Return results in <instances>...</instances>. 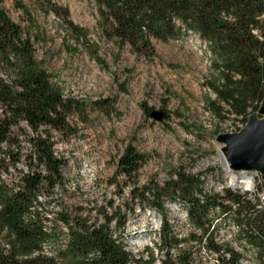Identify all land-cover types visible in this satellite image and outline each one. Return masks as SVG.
<instances>
[{"label": "rangeland", "instance_id": "rangeland-1", "mask_svg": "<svg viewBox=\"0 0 264 264\" xmlns=\"http://www.w3.org/2000/svg\"><path fill=\"white\" fill-rule=\"evenodd\" d=\"M15 1L3 0L2 5L12 20L24 27L31 28L27 23L29 16L34 20L36 28H31V32L35 34L38 30L39 38L34 53L48 69L51 81L61 88L63 97L85 104L68 117L72 131H51L54 154L65 162L61 168L63 184L53 188L42 207L49 220L47 231L56 223L59 235L46 241L45 255L53 254L67 238V228L57 219L59 212L81 209L91 218L102 220L101 208L105 207L109 213L118 209L117 217L125 218L123 226L112 221L110 231L132 254L131 264H160L168 252L171 258L183 253L191 264H215L213 257L201 253L199 242L192 240L198 239L187 235L195 232L188 230L189 226H196L185 216L187 201L179 191L160 193L164 183L175 180L181 170L199 180L195 195L203 189L206 194H221L218 187L206 186L210 185L206 176L216 177L221 184L228 182L218 152L224 143L217 135L239 131L246 124V117L227 113L225 105H222L225 110L217 111L209 105L215 94L206 85L210 54L204 42L193 33L166 42L152 37V51L144 55L135 52L128 42L119 43L103 36L92 0H50L60 7L62 15L64 9L68 10V19L73 24L88 31L83 40L89 50L97 49L101 65L84 46L67 36L63 16L44 11L48 0H19L26 9ZM142 103L150 112L161 111L165 116L159 112L150 116ZM258 109L254 111L257 118L262 117ZM20 126L22 131L14 129L21 131L18 142L2 145L6 152L20 155L16 168L10 164L8 171L1 173L15 183L19 172L27 171L24 157L31 152L27 142L30 130L24 122ZM129 143L145 156L133 173L118 168L119 156ZM5 160L11 163L8 158ZM133 186L139 188L137 194L141 187L148 188L146 198H132ZM261 189L264 190V180L259 185ZM110 200L112 205L108 203ZM207 215L218 244L241 250L238 239L228 237L235 229L239 234L248 231L245 220L240 224L241 215L232 213L221 218L220 212L209 214V209ZM163 218L168 222L166 243L159 232ZM197 231L204 233L199 227ZM250 240L256 247V255H252L253 251L248 256L240 254L232 264H264L263 244L252 236ZM149 250L154 253L152 263L147 262Z\"/></svg>", "mask_w": 264, "mask_h": 264}, {"label": "trees", "instance_id": "trees-1", "mask_svg": "<svg viewBox=\"0 0 264 264\" xmlns=\"http://www.w3.org/2000/svg\"><path fill=\"white\" fill-rule=\"evenodd\" d=\"M0 0V264H131L132 254L115 241L110 223L123 226L118 209L108 212L101 208L102 220L90 214L64 210L58 220L67 228L65 244L55 248L50 256L43 254L46 241L57 238L58 225L47 231L43 204L49 200L55 186L63 184L61 168L64 159L54 154L51 131H72L68 117L84 107V103L63 97L61 88L50 79V73L37 59L34 44L39 40L34 20L29 16L24 27L13 21ZM97 7L101 33L119 43L128 42L133 50L151 53L150 39L162 42L181 40L189 33L197 34L210 54L208 89L215 97L208 101L217 110H225L242 119L258 109L264 98V0H92ZM21 6L19 0L15 1ZM44 11L63 16L65 32L75 44L84 46L93 59L103 64L95 47H86L87 30L68 19V10L47 2ZM26 11V10H25ZM76 49V47H75ZM143 110L150 111L145 103ZM220 114V111L217 112ZM30 130L31 152L24 157L27 171L8 181L1 173L20 161L19 153L6 152L2 145L11 146L23 130ZM14 129L21 130L15 132ZM118 168L136 172L145 160L129 143L119 156ZM5 158L11 163L5 162ZM16 168V167H15ZM199 180L179 170L175 180L164 183L165 190L179 191L187 201V216L207 232V211L221 203V194L203 193L204 202L195 195ZM263 188V187H262ZM132 187V198H143L148 188ZM201 192V191H200ZM225 196L238 200L226 191ZM43 197V201L39 198ZM108 203L111 205L112 200ZM240 216L239 213H234ZM210 221V220H209ZM248 221V220H247ZM259 235H250L264 247V211L250 220ZM211 225V221L209 222ZM167 219L159 226L161 240L167 242ZM248 232V231H247ZM242 231V234H247ZM171 240H173L171 238ZM170 240V241H171ZM177 241V240H175ZM171 243V242H170ZM208 244L218 246L208 239ZM222 247V245H221ZM152 263L154 253L147 252ZM239 255L233 256L234 263ZM130 261V262H129ZM160 264H191L183 253L171 258L169 252Z\"/></svg>", "mask_w": 264, "mask_h": 264}, {"label": "built area", "instance_id": "built-area-1", "mask_svg": "<svg viewBox=\"0 0 264 264\" xmlns=\"http://www.w3.org/2000/svg\"><path fill=\"white\" fill-rule=\"evenodd\" d=\"M225 169H229L226 161H225ZM212 170L215 171L214 166H212ZM221 190V203H216L215 206L209 208V214L211 212H220L221 218H224V215H231L232 213L241 214L240 224H244L243 221H246L248 232L247 234H239L235 229L231 233H229L228 237L232 239H238L241 250H231V248L221 247L218 244L217 238L212 236V225H209V221L207 223V232L206 233H198L196 226H189L188 230H193L192 232L187 234L193 238H197L198 240L192 239L193 241L199 242V246H201V253H205L213 257V261L215 264H232L233 256L240 254L256 255V247L253 242L250 240V235H259L258 230L254 227V222L250 220L256 217L259 213L264 211V196L260 193V190L257 189L256 185L253 184V180L249 177H238V179H233L230 182H227ZM226 191H229L233 195H236L238 200L233 198H229L225 196ZM204 195L202 193V197L200 202H204ZM248 220V221H247ZM186 224V220H185ZM188 226V225H187ZM199 230V229H198ZM196 234L199 237H196ZM208 239L212 240V243L218 248L216 249L214 246L208 244ZM264 239V237H263ZM43 254H48L46 252H42ZM253 257V256H252ZM253 260L254 257L252 258Z\"/></svg>", "mask_w": 264, "mask_h": 264}, {"label": "bare ground", "instance_id": "bare-ground-1", "mask_svg": "<svg viewBox=\"0 0 264 264\" xmlns=\"http://www.w3.org/2000/svg\"><path fill=\"white\" fill-rule=\"evenodd\" d=\"M218 152L220 154L222 168L225 172V177L228 178V182H230L233 179H238V177H249L250 179L253 180V184L256 185L257 189H259V185L263 183V177L260 171L256 169H246V168L245 169H232V168L225 169L226 156L222 153V148L220 147H218ZM225 154L227 155L228 159L231 162L232 160H237V161L243 162L244 164L245 163L250 164V162H252L256 158L264 159V124L255 123L254 128L245 130L244 134L241 137L235 138L234 140L230 141L228 148L225 150ZM206 177H209L210 185H206L207 182H205L204 176H202L201 179L204 180L203 182L204 185L208 187L210 186V187H213L214 189L218 187L219 191H221L220 188H223L226 185L225 183L221 184L219 182V179H217L216 177L215 178H213L212 176H206ZM262 189L260 190V193H262L264 196V190ZM205 192L206 190L203 189L200 192V194H198L197 196L201 199L202 193H205ZM185 216H187V211H185ZM113 237L115 238L116 236L114 235ZM115 241L119 243L118 240H115Z\"/></svg>", "mask_w": 264, "mask_h": 264}, {"label": "water", "instance_id": "water-1", "mask_svg": "<svg viewBox=\"0 0 264 264\" xmlns=\"http://www.w3.org/2000/svg\"><path fill=\"white\" fill-rule=\"evenodd\" d=\"M258 112L262 113V117L257 118L256 112H252L246 116V124L242 129L236 132H230L229 134H219L217 135V139L224 143V147H222V153L226 156V163L229 168L232 169H256L260 171L264 180V159L256 158L250 164H244L243 162L232 160V162L228 159L227 155L225 154V150L228 148L229 142L234 140L235 138H239L244 134L245 130H249L255 127V123L257 124H264V98L260 101L258 106ZM156 112L163 114L161 111L153 110L149 113L150 116H153ZM163 116H165L163 114Z\"/></svg>", "mask_w": 264, "mask_h": 264}]
</instances>
